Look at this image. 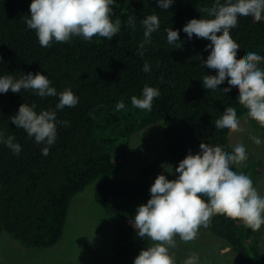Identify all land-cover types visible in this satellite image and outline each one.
I'll use <instances>...</instances> for the list:
<instances>
[{"label":"trees","instance_id":"trees-1","mask_svg":"<svg viewBox=\"0 0 264 264\" xmlns=\"http://www.w3.org/2000/svg\"><path fill=\"white\" fill-rule=\"evenodd\" d=\"M31 3L0 0V76L18 80L40 72L48 76L57 95L42 98L23 89L0 93V132L21 145L20 153L14 154L0 143V233L5 229L29 247L58 244L75 195L96 182V199L117 224L116 240L102 264H134L151 240L138 237L132 220L138 206L151 198L152 175L161 163L178 167L189 151H200L202 141L231 154L235 147L230 144V131L215 128L227 107L236 109L239 120L247 117L264 135V127L249 118L239 103L238 87L224 93L227 80L215 90L203 86L205 75L217 74L203 62L211 42L195 36L189 39L183 31L192 18H206L204 9L211 8L215 0H174L164 10L158 0H115L112 20L120 19L121 28L113 39L86 41L73 36L68 42L53 41L49 47H42L35 30L27 27ZM151 14L159 16L160 28L140 56L145 30L141 21ZM129 17L134 28L127 23ZM167 28L179 30L180 41L169 44ZM230 32L240 45L237 58L247 52L264 56V19L254 22L251 16H240ZM145 63L150 65L149 72L143 71ZM259 67L264 69V61ZM145 86L160 91L150 111L131 104L132 96L142 98ZM66 89L74 92L78 104L57 110L59 93ZM121 100L125 108L116 111ZM24 103L35 104L38 114L56 111L57 137L46 156L42 148L47 145L37 144L11 121ZM157 120L165 122L164 152L144 164L136 178L118 176L129 162L132 135ZM247 154L246 166L233 165L232 169L249 175L255 186L264 161L256 152L247 150ZM208 229L230 247L239 264H264L259 231L222 215L214 216Z\"/></svg>","mask_w":264,"mask_h":264},{"label":"clouds","instance_id":"clouds-1","mask_svg":"<svg viewBox=\"0 0 264 264\" xmlns=\"http://www.w3.org/2000/svg\"><path fill=\"white\" fill-rule=\"evenodd\" d=\"M173 3L174 0H158L162 10ZM114 4L115 0H32L26 24L35 30L42 47H49L53 41L68 42L73 36L86 41L93 37L111 40L121 28L120 19L112 20ZM204 12L207 13L206 18H192L183 27L189 39L195 36L211 42L206 46V50L211 49L210 54L203 62L217 74L205 75L203 86L207 90H215L227 80L228 87L223 88L224 93L238 87V101L248 110L247 116L264 127V69L259 67L264 56L247 52L242 58H237L240 45L230 32L237 26L240 16H251L254 22L264 19V0H226L224 4L215 0V4ZM127 23L134 28L132 17ZM141 23L145 30L138 55L143 56L145 45L151 43L152 34L160 28V18L151 14ZM166 33L169 44L180 41L179 30L167 28ZM143 71H150L148 63L144 64ZM50 85L48 76L40 72L28 73L18 80L11 75L0 76V93L9 90L20 93L23 89L42 98L56 96V88ZM159 95L157 88L145 86L142 98L132 96L131 104L150 111L154 98ZM77 104L78 97L71 89H66L59 93L56 109ZM35 108V104H21L18 113L11 116V121L28 137H34L37 144H46L42 148V154L46 156L57 137L56 111L44 110L38 114ZM124 108L122 100L116 104V111ZM64 123L67 124L66 121ZM215 128L243 131L236 109L227 107L222 117L215 121ZM250 138L257 145L264 143L259 137ZM13 141V136L5 138L0 132V143L19 154L21 145ZM247 160L243 144L236 145L230 154L219 145L212 146L202 141L198 153L189 151L174 168V173L179 174L175 179L159 174L150 188L151 198L138 206L132 220L138 237H147L153 242L141 250L134 264H176L175 254L170 252L177 246L176 237L185 243L195 240L200 228L208 227L216 215L241 221L252 231H259L264 226V196L254 187L249 175L232 169L233 165L237 168L246 166ZM183 264H200V257L193 253Z\"/></svg>","mask_w":264,"mask_h":264},{"label":"rangeland","instance_id":"rangeland-1","mask_svg":"<svg viewBox=\"0 0 264 264\" xmlns=\"http://www.w3.org/2000/svg\"><path fill=\"white\" fill-rule=\"evenodd\" d=\"M164 123V120H157L132 135L129 162L118 176L136 178L144 164L164 152L167 146L163 134ZM240 127L243 131L229 132L230 144L233 147L243 144L246 150L256 152L264 161V143L257 145L250 138L256 136L264 141V135L251 125L247 117L241 118ZM174 168L168 162L161 163L152 175L153 181L161 173L169 179H175L179 174L174 173ZM95 187L96 182L75 195L64 236L52 247L23 245L3 229L0 233V264H61L69 261L77 264H102L116 240L117 224L115 217L107 213L97 201ZM254 187L264 196V171ZM259 232L264 251V226ZM176 245L170 249L175 254L176 264H183L193 253L199 255L200 264H239L230 247L208 227H201L197 238L188 243L176 237Z\"/></svg>","mask_w":264,"mask_h":264}]
</instances>
